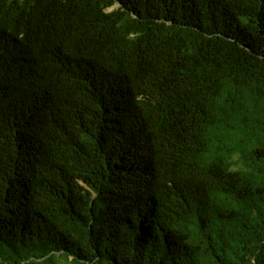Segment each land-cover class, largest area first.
I'll use <instances>...</instances> for the list:
<instances>
[{
    "label": "trees",
    "instance_id": "16d2710c",
    "mask_svg": "<svg viewBox=\"0 0 264 264\" xmlns=\"http://www.w3.org/2000/svg\"><path fill=\"white\" fill-rule=\"evenodd\" d=\"M0 264H264V0H0Z\"/></svg>",
    "mask_w": 264,
    "mask_h": 264
},
{
    "label": "clouds",
    "instance_id": "9594fccd",
    "mask_svg": "<svg viewBox=\"0 0 264 264\" xmlns=\"http://www.w3.org/2000/svg\"><path fill=\"white\" fill-rule=\"evenodd\" d=\"M2 94L4 95L3 88L1 89Z\"/></svg>",
    "mask_w": 264,
    "mask_h": 264
}]
</instances>
